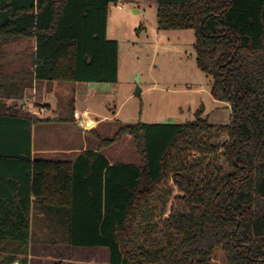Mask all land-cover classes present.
Masks as SVG:
<instances>
[{
	"label": "trees",
	"instance_id": "1",
	"mask_svg": "<svg viewBox=\"0 0 264 264\" xmlns=\"http://www.w3.org/2000/svg\"><path fill=\"white\" fill-rule=\"evenodd\" d=\"M118 1L0 0V59L35 42L31 68L0 63V264L26 252L34 211L53 243L106 247L109 264H215L219 250L226 264H264V0H156L159 29L194 30L229 125L198 111L124 125L74 161L33 156L39 119L23 100L35 82L118 81ZM127 134L140 163H111L101 149Z\"/></svg>",
	"mask_w": 264,
	"mask_h": 264
},
{
	"label": "rangeland",
	"instance_id": "2",
	"mask_svg": "<svg viewBox=\"0 0 264 264\" xmlns=\"http://www.w3.org/2000/svg\"><path fill=\"white\" fill-rule=\"evenodd\" d=\"M157 8L156 0H119L109 7L107 35L119 43L117 82L40 81L37 88L28 90L23 105L36 111L38 119L45 116V102L57 107V112H47V120L33 124V148L70 142L74 148L84 144L97 149V136L111 139L124 125L139 121L184 123L194 120L198 111L212 123H231V103L214 98L213 78L197 65L194 30L159 29ZM34 49L32 39L6 44L0 59L3 71L31 68ZM86 87L96 88L95 93L87 96ZM74 106L90 110L86 123L70 122ZM227 139L223 136L220 141ZM101 151L112 162L140 163L134 139L128 134ZM32 218L31 240L26 252L15 256V264H109L107 248L53 243L41 216L34 211ZM214 261L226 264L220 250Z\"/></svg>",
	"mask_w": 264,
	"mask_h": 264
},
{
	"label": "crops",
	"instance_id": "3",
	"mask_svg": "<svg viewBox=\"0 0 264 264\" xmlns=\"http://www.w3.org/2000/svg\"><path fill=\"white\" fill-rule=\"evenodd\" d=\"M107 34H108V30H107ZM42 83L45 84L47 82L43 81ZM37 84H39V82H35L33 87L37 88V86H36ZM91 89H95V90H91ZM85 90H86L87 96H92L95 93L94 91H96V88L86 87ZM38 91H39V93H41L40 89ZM44 105L45 106L42 109H44L45 111H43L42 114H44L45 116L41 115V117H39L40 121L48 119L47 112H57L56 111L57 107H55V105H49V103H47V102H45ZM30 111H31V109H30ZM35 113L37 114L36 111H32V114L35 115ZM38 113H40V112H38ZM87 114H90L89 109L86 108V109H83L82 111H80V110H78V108H76V106H74L72 109V116L70 118V122L74 123V124L77 121L79 123H81V122L86 123L87 119H88ZM36 116L37 115H35L34 117L37 118ZM87 149L88 148L86 146H84V144H83V146H81V148H74L71 146V143L68 142L67 144H62L61 146H54V147L53 146H51V147L50 146H43V147L38 148L37 150L32 147V152H33L34 157L74 161L82 151L87 150ZM110 162L113 163L111 160H110ZM75 248H84V247H75ZM95 248H106V247L99 246V247H95Z\"/></svg>",
	"mask_w": 264,
	"mask_h": 264
},
{
	"label": "water",
	"instance_id": "4",
	"mask_svg": "<svg viewBox=\"0 0 264 264\" xmlns=\"http://www.w3.org/2000/svg\"><path fill=\"white\" fill-rule=\"evenodd\" d=\"M140 90H141V89H139V88L137 89L138 92H140Z\"/></svg>",
	"mask_w": 264,
	"mask_h": 264
}]
</instances>
